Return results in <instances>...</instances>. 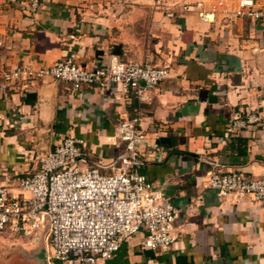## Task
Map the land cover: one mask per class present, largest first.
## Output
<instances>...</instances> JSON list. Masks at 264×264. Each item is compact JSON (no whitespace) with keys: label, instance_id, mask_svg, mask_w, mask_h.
<instances>
[{"label":"crops","instance_id":"obj_1","mask_svg":"<svg viewBox=\"0 0 264 264\" xmlns=\"http://www.w3.org/2000/svg\"><path fill=\"white\" fill-rule=\"evenodd\" d=\"M199 1L211 20L200 18ZM31 2L0 0V75L68 57L94 67L110 53L124 60L148 54L170 67L143 103L150 144L142 146L141 170L180 209L176 240L167 250L144 247L139 231L98 264H264V201L220 197L208 185L215 161L264 177V21L226 17L218 0H163L158 7L154 0H39L36 10ZM227 3L231 10L236 0ZM139 106L133 93L74 89L51 77L0 88V186L16 188L66 135L87 142L83 166L111 173L125 152L115 128ZM246 109L261 122L230 135L234 111Z\"/></svg>","mask_w":264,"mask_h":264},{"label":"built area","instance_id":"obj_2","mask_svg":"<svg viewBox=\"0 0 264 264\" xmlns=\"http://www.w3.org/2000/svg\"><path fill=\"white\" fill-rule=\"evenodd\" d=\"M38 1L31 2L35 10ZM162 2L154 0L157 7ZM218 4L226 17L264 21V6L256 0H236L231 10L227 0H218ZM196 7L203 21L212 19L213 13L202 8L203 1ZM184 10L189 6L184 5ZM167 15L175 13L168 11ZM169 68L156 64L148 54L140 60H124L110 53L94 67H85L68 57L50 65L24 64L4 70L0 75L3 90L18 82L27 86L36 79L51 77L71 83L74 89L97 85L115 93H133L140 106L133 117L121 120L115 128L114 137L123 141L125 152L111 173L102 172L97 165L83 166L87 163V142L66 135L53 150L40 156L38 168L20 178L16 188L0 186V231L11 227L16 234L34 235L36 243L45 240L53 250L49 261L62 264H98L101 259L111 258L124 240L139 231L145 232L144 247L169 249L176 240L173 230L180 209L141 170L147 163L142 146L150 144L143 127V103L152 101L153 91L168 78ZM261 120L254 109L235 110L227 130L236 135ZM213 164L208 185L220 197L241 199L250 195L264 201V177L224 170L220 161Z\"/></svg>","mask_w":264,"mask_h":264},{"label":"rangeland","instance_id":"obj_3","mask_svg":"<svg viewBox=\"0 0 264 264\" xmlns=\"http://www.w3.org/2000/svg\"><path fill=\"white\" fill-rule=\"evenodd\" d=\"M43 237L46 236V232H40ZM34 235L16 234L11 227L0 231V264H48L39 257V251L44 247L46 241H42V245L31 244L29 241H34ZM7 238H18L17 241H12L11 248L5 246V240ZM4 239V240H3ZM28 241V242H27ZM48 256L52 255L53 250L49 243L45 246ZM55 264H62L60 262H54Z\"/></svg>","mask_w":264,"mask_h":264},{"label":"water","instance_id":"obj_4","mask_svg":"<svg viewBox=\"0 0 264 264\" xmlns=\"http://www.w3.org/2000/svg\"><path fill=\"white\" fill-rule=\"evenodd\" d=\"M38 243H40V241H38ZM39 257L46 262V259H47V251L45 249V246L41 249V251H39Z\"/></svg>","mask_w":264,"mask_h":264}]
</instances>
